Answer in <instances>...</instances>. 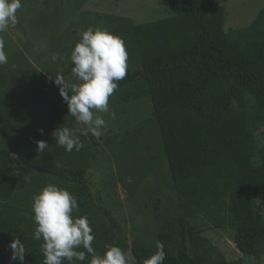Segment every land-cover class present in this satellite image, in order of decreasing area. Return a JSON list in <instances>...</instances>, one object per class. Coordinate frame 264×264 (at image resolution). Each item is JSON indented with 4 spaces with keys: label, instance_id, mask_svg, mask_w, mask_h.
Returning <instances> with one entry per match:
<instances>
[{
    "label": "trees",
    "instance_id": "trees-1",
    "mask_svg": "<svg viewBox=\"0 0 264 264\" xmlns=\"http://www.w3.org/2000/svg\"><path fill=\"white\" fill-rule=\"evenodd\" d=\"M162 1L173 13L165 19L142 24L120 16L99 19H105L103 28L123 38L128 52L127 76L110 99L117 111L149 97L177 196V216L166 218L158 232L166 252L163 264L258 259L264 256V7L248 26L226 29L224 8L215 0ZM66 36L75 43L80 38L73 29ZM15 52L0 65V264H20L10 258L13 237L28 251L23 264H43V241L32 238L31 207L33 196L49 183L75 196L79 210L74 215L87 216L97 253L117 245L134 257V264H143L156 249L135 240L128 243L106 208L99 209L100 219L91 210L88 170L100 143L89 134L88 141L80 137L85 145L80 151L57 146L52 135L57 128L80 125L67 110L49 123L43 100L23 89L28 82L18 69L25 56ZM72 67L70 63L61 73L68 75ZM34 107L36 119L27 114ZM41 128L49 145L44 153L37 152L39 139L31 135ZM141 133L140 127L100 141L136 145ZM198 216L204 219L202 228L194 223ZM208 224L216 232L231 230L241 258L227 261L214 248L203 234Z\"/></svg>",
    "mask_w": 264,
    "mask_h": 264
},
{
    "label": "rangeland",
    "instance_id": "rangeland-1",
    "mask_svg": "<svg viewBox=\"0 0 264 264\" xmlns=\"http://www.w3.org/2000/svg\"><path fill=\"white\" fill-rule=\"evenodd\" d=\"M80 1L22 0V7L16 13L17 24L0 33V38L5 41L8 58L14 57L15 51L24 54V64L18 69V74L24 75L28 82L23 89L34 92L38 99L43 100L41 103H45L48 109L42 111L45 116H51L50 124L52 121L57 122L59 116L63 115L62 112L67 110L66 103L52 81L58 71L61 73L72 63L71 48L76 41L66 36L72 29L80 35L89 26L103 28L105 16L125 17L134 24H142L165 19L173 14L162 0ZM215 1L224 8L226 29L248 26L264 7V0ZM58 6L60 8L57 10ZM100 16L104 18L99 19ZM58 43L61 44L59 47ZM26 46L28 50L25 49ZM54 53L62 59L54 62ZM64 77L69 84L78 83L72 72ZM113 103L109 98V108L116 114L114 120L109 118L108 113H99L108 123L103 138L131 134L140 127L142 133L139 144L136 145L120 142L107 145L97 139L100 143L98 151L88 170V191L90 200L92 199L90 207L96 212V219L101 216L99 209L106 208L121 225L128 243L135 240L145 247L156 249L160 226L166 218L177 216L179 206L160 149L158 129L150 116L151 102L149 97H143L125 108L119 107V113H116ZM53 106L56 109H51ZM27 114L34 119L39 115L35 107ZM31 135L43 141L46 138L44 132L41 135L32 131ZM48 138L51 140L50 136ZM86 140L88 141V136ZM138 149L143 151L138 153ZM194 223L202 228L204 219L198 216ZM211 227L208 224L203 229V234L211 240L214 248L227 261L241 258L242 255L233 243L231 230L216 232ZM242 264H264V256L258 259L244 258Z\"/></svg>",
    "mask_w": 264,
    "mask_h": 264
},
{
    "label": "clouds",
    "instance_id": "clouds-1",
    "mask_svg": "<svg viewBox=\"0 0 264 264\" xmlns=\"http://www.w3.org/2000/svg\"><path fill=\"white\" fill-rule=\"evenodd\" d=\"M22 0H0V33L17 24V10ZM62 59L52 55L55 62ZM73 77L78 83L69 84L62 73H57L52 81L59 95L67 105L68 115L82 127H61L53 132L57 146L65 151H80L84 143L80 137L100 139L108 128L107 121L99 113H108L116 118L109 108V98L119 87V81L128 73V52L122 37L113 34L107 28L89 26L80 33V38L72 48L70 55ZM5 41L0 38V65L7 64ZM43 135V129H38ZM36 150L44 153L49 145L37 140ZM78 203L74 195L66 188L54 183L44 186L33 196L31 211L35 228L32 238L43 241L41 251L43 264H76L91 257L88 264H134V257L117 245L106 246L103 254L93 247L95 235L87 216H76ZM11 260L23 264L28 253L24 244L13 237L9 244ZM77 249H83L78 251ZM166 259L164 245L157 242L156 251L144 260L143 264H163Z\"/></svg>",
    "mask_w": 264,
    "mask_h": 264
}]
</instances>
